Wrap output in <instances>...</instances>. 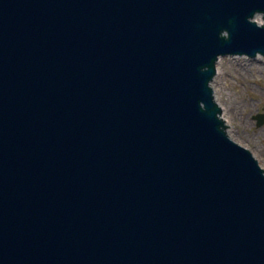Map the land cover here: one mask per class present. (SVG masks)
<instances>
[{"label": "water", "instance_id": "1", "mask_svg": "<svg viewBox=\"0 0 264 264\" xmlns=\"http://www.w3.org/2000/svg\"><path fill=\"white\" fill-rule=\"evenodd\" d=\"M258 52L264 0H0V264H264L212 82Z\"/></svg>", "mask_w": 264, "mask_h": 264}, {"label": "rangeland", "instance_id": "2", "mask_svg": "<svg viewBox=\"0 0 264 264\" xmlns=\"http://www.w3.org/2000/svg\"><path fill=\"white\" fill-rule=\"evenodd\" d=\"M258 54V59L219 57L220 77L213 85L232 137L252 148L264 166V120L258 124L254 116L261 111L264 114V58ZM239 62L253 66L242 72L236 67Z\"/></svg>", "mask_w": 264, "mask_h": 264}, {"label": "bare ground", "instance_id": "3", "mask_svg": "<svg viewBox=\"0 0 264 264\" xmlns=\"http://www.w3.org/2000/svg\"><path fill=\"white\" fill-rule=\"evenodd\" d=\"M217 66H218V64H217ZM253 66V63H250V62H239L238 63V65L236 66L237 67V69H239V71H242V72H247L248 71V68L250 67H252ZM219 69V68H218ZM254 70V69H253ZM221 71L219 70V73H220ZM213 82V81H212ZM214 86V85H213ZM215 89V88H214ZM216 92V91H215ZM217 96V95H216ZM218 98V97H217ZM219 99V98H218ZM218 103H219V100H218ZM220 104V103H219ZM220 106H221V104H220ZM222 112H223V110H222ZM223 119L227 122V120H226V118L224 117V112H223ZM228 123V122H227ZM229 124V123H228ZM232 134V133H231Z\"/></svg>", "mask_w": 264, "mask_h": 264}]
</instances>
